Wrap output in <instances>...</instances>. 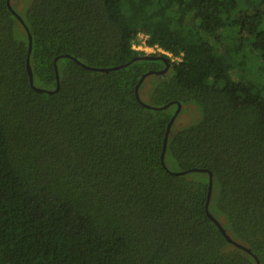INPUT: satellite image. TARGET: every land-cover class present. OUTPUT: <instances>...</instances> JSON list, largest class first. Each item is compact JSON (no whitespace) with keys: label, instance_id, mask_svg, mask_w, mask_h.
<instances>
[{"label":"trees","instance_id":"obj_1","mask_svg":"<svg viewBox=\"0 0 264 264\" xmlns=\"http://www.w3.org/2000/svg\"><path fill=\"white\" fill-rule=\"evenodd\" d=\"M9 4L0 0V264H264V0ZM140 33L178 58L152 54L166 57L165 74L138 84L164 67L147 59L90 69L144 55L132 48ZM28 35L43 91L29 83ZM177 103L200 119L177 127L180 108L162 164ZM207 199L242 247L208 217Z\"/></svg>","mask_w":264,"mask_h":264},{"label":"water","instance_id":"obj_2","mask_svg":"<svg viewBox=\"0 0 264 264\" xmlns=\"http://www.w3.org/2000/svg\"><path fill=\"white\" fill-rule=\"evenodd\" d=\"M8 2V6L9 8L10 7V4H9V0H7ZM14 13V11H13ZM18 19H20L19 16H17ZM30 50H31V38L30 36L28 35V53H27V59H26V69H27V72H28V76H29V83L30 85L35 88L33 86V83H32V74H31V70H30V66H29V61H28V55L30 53ZM140 59H147V60H161L163 63H164V67L160 70H156V71H147L146 73H144L139 81H138V84H140L146 77L150 76L151 74H154V75H162V74H165L169 68V62L167 61L166 57L161 55V54H157V55H152V54H144V55H137L135 56L134 58H132L129 62H126L124 64H121V65H117V66H112V67H108V68H90L92 70H99V71H104V72H107V71H110V70H114V69H117V68H120V67H123V66H126L128 65L130 62L134 61V60H140ZM55 69V74H56V88L55 90L58 89V85H59V80H58V73H57V69H56V66L54 67ZM138 84L136 86V90H135V96L138 100L139 99V95H138V92H137V88H138ZM36 90L38 91H43V89H40V88H35ZM177 107H176V110L173 114V116L171 117L170 121L168 122L167 124V127H166V131H165V134H164V138H163V143H162V151H161V155H160V160H161V163L164 164L163 162V158H164V151H165V147H166V142H167V137H168V134H169V130H170V126L172 125V123L174 122L180 108H181V104L180 103H177L176 104ZM172 174H180V173H185L187 171H178V172H174V171H170ZM208 177H209V181H208V199H209V195H210V189H211V183H212V176H211V173L208 172ZM208 199H207V202H206V205H205V208H206V213L208 215V217L216 224L217 228L220 230V232L222 233V235L226 238L227 241H229L230 243L232 244H235L239 247H242V245L236 243L235 241H233L226 233L225 229L222 227L221 223L215 219L209 212H208V209H207V205H208ZM248 251V250H247ZM256 264H258V261L256 260Z\"/></svg>","mask_w":264,"mask_h":264},{"label":"rangeland","instance_id":"obj_3","mask_svg":"<svg viewBox=\"0 0 264 264\" xmlns=\"http://www.w3.org/2000/svg\"><path fill=\"white\" fill-rule=\"evenodd\" d=\"M11 2L15 7V9L22 11L23 10L22 8L23 7L25 8L29 4L30 0H11ZM144 40H145V35L142 33L138 34L132 44L134 46L133 49L143 51L145 54L165 53L170 57L171 60L173 61L178 60V58L171 56L169 53H166L159 48L147 47L144 43ZM149 87L150 85L146 81L143 88L144 91L142 94V98L147 99V96L150 91ZM199 117H200V113L197 110V108L193 104H186L181 107V111L178 114L174 123L177 127L186 126L189 124L196 123L200 119Z\"/></svg>","mask_w":264,"mask_h":264},{"label":"built area","instance_id":"obj_4","mask_svg":"<svg viewBox=\"0 0 264 264\" xmlns=\"http://www.w3.org/2000/svg\"><path fill=\"white\" fill-rule=\"evenodd\" d=\"M132 48H134V46L132 45Z\"/></svg>","mask_w":264,"mask_h":264}]
</instances>
